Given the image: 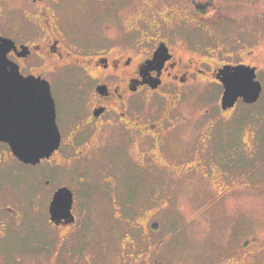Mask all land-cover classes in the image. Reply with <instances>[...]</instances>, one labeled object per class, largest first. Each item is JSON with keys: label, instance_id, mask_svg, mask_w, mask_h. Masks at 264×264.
I'll return each mask as SVG.
<instances>
[{"label": "flooded vegetation", "instance_id": "1", "mask_svg": "<svg viewBox=\"0 0 264 264\" xmlns=\"http://www.w3.org/2000/svg\"><path fill=\"white\" fill-rule=\"evenodd\" d=\"M61 1L0 0V45L3 39L9 40L7 57L23 77L49 83L61 133L58 148L37 164L24 163L8 143L0 141V173L11 161L35 169L26 177V184L37 199L32 206L27 200L1 204L0 213L18 215L15 221L23 225L20 215L26 212L20 211L37 212V202H44L47 220L55 229V245L62 248L82 237L85 215L96 211L87 208L93 186L99 187L97 197L106 195L114 218L123 216V198L128 196L123 181L127 163H134L136 173L141 172L147 197L158 199L160 168L170 167L163 156L171 155L181 138H188L192 124L186 114L189 103L194 102L200 111L196 124L209 114L208 103L197 99L210 92L214 84L219 87L216 106L227 117L239 107L262 99L264 61L258 54L264 45V27L238 37L223 36V31L222 38L216 40L211 24L200 20L209 15L197 11L203 4L186 7L176 0H147L127 22L123 19L126 5H117L86 31L73 33L62 15ZM195 32L200 34V42L192 43L188 36ZM238 66L256 69L262 91L257 101L249 103L239 96L233 108L224 110L222 78L227 69L233 72ZM60 90L68 97L65 103L58 98ZM112 137L122 138L126 147L120 150L112 145L116 159L95 169L92 163L96 154ZM203 138L193 141L190 152L186 149L181 153L186 158L181 169L202 175L201 168L206 171L204 143L209 138ZM195 153L201 157L199 161L192 159ZM60 191L66 195V207L70 200L72 222L71 218L58 223L51 219L50 206ZM137 209L141 214L142 208ZM6 224L3 229L8 228ZM140 224L138 218L132 221L137 228ZM57 232L65 233V237L60 239Z\"/></svg>", "mask_w": 264, "mask_h": 264}, {"label": "rangeland", "instance_id": "2", "mask_svg": "<svg viewBox=\"0 0 264 264\" xmlns=\"http://www.w3.org/2000/svg\"><path fill=\"white\" fill-rule=\"evenodd\" d=\"M153 1L156 0H150ZM176 1L189 7L211 0ZM146 2L62 0L60 9L70 30L80 33L112 13L117 5H126L123 19L127 22ZM213 2L219 15L211 12L200 20L211 24L216 40L222 38L223 31V36L238 37L245 31L256 33L264 27V0ZM188 41L200 42V34H189ZM212 41L208 37L207 42L212 45ZM258 57L264 61V45ZM218 94L219 87L214 84L210 92L197 99L208 103L210 108L199 126L195 121L200 111L194 102L189 103L186 114L192 124L188 138H181L173 146V153L163 156V162L170 167L160 168L158 199L147 197L141 172L136 173L134 163H127L123 181L128 196L123 198V216L114 218L106 195L101 193L97 197L99 187L93 186L87 208L96 211L85 215L82 237L62 248L55 245L52 232L55 229L47 220L44 202H37L40 207L37 212L20 211L26 212L19 214L23 225L16 223L18 215L1 212L0 264H264V95L258 103L239 107L227 117L216 106ZM58 98L65 103L68 97L60 90ZM204 136L209 138L204 143L206 171L201 168L202 175L181 169L186 159L181 153L186 149L190 152L193 141ZM112 145L120 150L126 147L122 138L112 137L96 154L92 163L95 169L104 168L116 159ZM195 155L192 159L199 161L201 157ZM133 158L136 160L138 156ZM33 170L17 161L1 167L0 205L26 200L30 206L36 203L26 184V177ZM91 172L96 174L97 170ZM137 207L142 208L141 214ZM137 218L143 224L138 228L132 225ZM3 223H8V228L3 229ZM57 235L60 239L65 237L63 232Z\"/></svg>", "mask_w": 264, "mask_h": 264}, {"label": "water", "instance_id": "3", "mask_svg": "<svg viewBox=\"0 0 264 264\" xmlns=\"http://www.w3.org/2000/svg\"><path fill=\"white\" fill-rule=\"evenodd\" d=\"M9 40L0 45V141L9 144L13 154L27 164H37L58 148L61 133L56 120L55 100L48 82L23 77L9 61ZM239 78V79H238ZM225 93L224 110L234 107L239 96L246 102L258 100L262 84L256 80V69L238 66L222 78ZM58 192L51 203V219L71 218L70 200Z\"/></svg>", "mask_w": 264, "mask_h": 264}, {"label": "trees", "instance_id": "4", "mask_svg": "<svg viewBox=\"0 0 264 264\" xmlns=\"http://www.w3.org/2000/svg\"><path fill=\"white\" fill-rule=\"evenodd\" d=\"M197 11L199 13H206V14L214 12L215 15H219V12L217 11L213 0L209 1L205 5L199 6Z\"/></svg>", "mask_w": 264, "mask_h": 264}]
</instances>
